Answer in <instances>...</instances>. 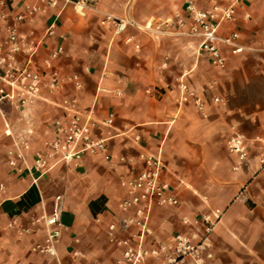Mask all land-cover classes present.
Masks as SVG:
<instances>
[{
  "label": "crops",
  "instance_id": "obj_1",
  "mask_svg": "<svg viewBox=\"0 0 264 264\" xmlns=\"http://www.w3.org/2000/svg\"><path fill=\"white\" fill-rule=\"evenodd\" d=\"M187 1L93 0L92 7L78 11L38 0H0V44L15 27L24 49L36 52V68L62 50L51 61L61 78L59 90L42 89L26 107L0 103V264H124L106 228L121 218L118 204L125 182L143 169L141 154L161 162L162 179L179 200L176 208L152 210L147 248L168 246L175 234L188 232L183 218L199 220L219 210L209 264H264V168L258 162L264 151V0H247L233 20L219 25L218 34H237L241 48L222 47L221 68L209 64L199 39L182 34L189 25ZM192 1L198 9L212 5ZM17 16L24 20L17 23ZM107 16L135 26L116 34L102 23ZM178 20L184 22L181 29ZM27 57L22 53L17 61L24 65ZM180 85L200 100L201 109L190 99L180 101ZM63 100H74L92 134L107 138L110 159L56 162L34 184L37 174L15 173L8 152L27 142L22 168H31L55 136ZM237 135L247 146L243 162L225 147ZM56 204L64 229L51 258L34 248L44 242L42 218Z\"/></svg>",
  "mask_w": 264,
  "mask_h": 264
},
{
  "label": "built area",
  "instance_id": "obj_2",
  "mask_svg": "<svg viewBox=\"0 0 264 264\" xmlns=\"http://www.w3.org/2000/svg\"><path fill=\"white\" fill-rule=\"evenodd\" d=\"M42 6L54 7L57 5H70L75 10L82 11L92 7L93 0H38ZM247 0H211L208 9H198L192 0L185 5L189 25L182 33L187 37L200 40V52L207 58L209 64L221 68L225 59L221 48H228L240 52L237 46L238 35L233 33L220 36L218 27L223 22L233 20L236 10ZM38 8H31L30 12H37ZM23 16L15 17V21H23ZM102 23H107L115 28L116 34L123 33L128 26H135L128 20H119L105 17ZM179 29L184 27L183 20H178ZM50 34V32H48ZM61 49L52 52L42 61V66H34V49H24L22 40L15 29L9 27L3 43L0 44V103L2 101L15 102L18 106L32 105L38 98L42 89L54 93L60 89L61 78L56 70L51 67V61L56 60L61 54ZM28 54L24 65L17 61V56ZM74 88H79L77 78H71ZM181 99L187 103L189 99L197 108H202L198 98H194L187 91L185 85H180ZM217 102V100H214ZM74 100H63L61 108L63 116L53 122L55 136L46 144L42 153L36 154L31 168H24L25 158L23 151L27 150L28 143L21 141L14 149L8 152V165L15 173L23 171L35 172L37 179L46 175L56 162L70 163L80 161L85 156L102 155L109 161L106 153L107 138L96 137L92 134L90 126L82 121L76 111ZM112 119L104 122L110 126ZM139 138L135 137V141ZM226 149L235 154L240 162L247 159V146L243 137H230L225 143ZM143 169L125 182V197L118 204L121 218L107 226V237L111 244L121 251L120 262L124 264H145L148 260H158V264H209L213 260L211 234L220 220L222 212L215 210L212 215H204L199 220L183 218V227L188 232L175 234L168 246L151 244L146 247L150 235L149 219L154 208H176L179 200L176 193L162 179V164L157 158L144 154L139 155ZM259 165L264 168V151L258 156ZM3 185L0 184V191ZM61 208L56 204L53 213L44 216L45 240L41 245H36L34 250L48 256H56V245L64 229L60 222ZM119 232L126 233L120 237Z\"/></svg>",
  "mask_w": 264,
  "mask_h": 264
}]
</instances>
